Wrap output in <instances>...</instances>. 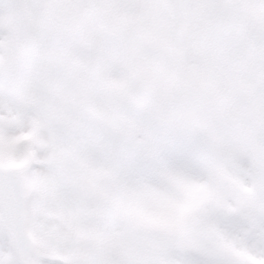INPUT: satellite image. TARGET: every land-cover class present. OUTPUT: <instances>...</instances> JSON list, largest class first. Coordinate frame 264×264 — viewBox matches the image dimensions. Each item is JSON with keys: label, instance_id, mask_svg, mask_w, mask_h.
<instances>
[{"label": "snow or ice", "instance_id": "obj_1", "mask_svg": "<svg viewBox=\"0 0 264 264\" xmlns=\"http://www.w3.org/2000/svg\"><path fill=\"white\" fill-rule=\"evenodd\" d=\"M0 264H264V0H0Z\"/></svg>", "mask_w": 264, "mask_h": 264}]
</instances>
